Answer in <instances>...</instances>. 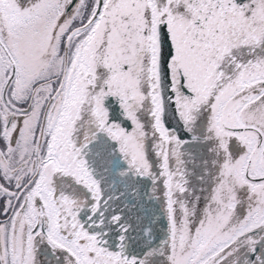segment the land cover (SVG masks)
<instances>
[{"label":"snow or ice","instance_id":"snow-or-ice-1","mask_svg":"<svg viewBox=\"0 0 264 264\" xmlns=\"http://www.w3.org/2000/svg\"><path fill=\"white\" fill-rule=\"evenodd\" d=\"M0 264H264V0H0Z\"/></svg>","mask_w":264,"mask_h":264}]
</instances>
